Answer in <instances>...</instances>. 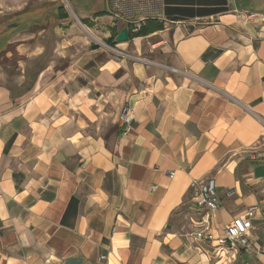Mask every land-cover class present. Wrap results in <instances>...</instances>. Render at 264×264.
<instances>
[{
  "label": "crops",
  "instance_id": "crops-1",
  "mask_svg": "<svg viewBox=\"0 0 264 264\" xmlns=\"http://www.w3.org/2000/svg\"><path fill=\"white\" fill-rule=\"evenodd\" d=\"M68 1L55 20L60 0H0L19 25L14 76L0 67V264H264V0ZM147 20L162 30L133 37ZM207 178L215 212L189 199ZM251 206L252 247L218 253Z\"/></svg>",
  "mask_w": 264,
  "mask_h": 264
},
{
  "label": "built area",
  "instance_id": "built-area-1",
  "mask_svg": "<svg viewBox=\"0 0 264 264\" xmlns=\"http://www.w3.org/2000/svg\"><path fill=\"white\" fill-rule=\"evenodd\" d=\"M253 16L254 14H249L247 15V19H251L253 18ZM92 40L95 44L99 45L105 52L111 54L115 58H129L131 60L140 61L144 64H150L149 61L140 57H131L130 55H127L124 52L107 45L96 37H93ZM167 70L170 72H176L174 69L171 68ZM133 119V111L127 105H124L118 117L119 126L121 129H123V132H127L129 130ZM188 192L190 202L196 207L203 209L207 212H215L219 209L220 202L214 179L207 178L202 181H193L189 186ZM232 195V191H228L226 193L227 197H231ZM256 211L257 207L251 206L247 209L245 214L233 219L230 223L225 226L222 236L216 240L217 246L220 247L218 253H221L223 250L237 252L238 248L250 249L252 247L250 245L248 236L249 232L252 229V218L255 215ZM195 237H207L208 239H212L209 235L203 232L197 233ZM255 250L259 252L261 249L255 247Z\"/></svg>",
  "mask_w": 264,
  "mask_h": 264
},
{
  "label": "rangeland",
  "instance_id": "rangeland-1",
  "mask_svg": "<svg viewBox=\"0 0 264 264\" xmlns=\"http://www.w3.org/2000/svg\"><path fill=\"white\" fill-rule=\"evenodd\" d=\"M61 4L63 5V10L66 13V15L68 17H74L73 16V9L71 8V4L68 3V0H60ZM34 1H31L29 3H32ZM12 13H9V10L6 8H3L0 10V50L5 46V40L6 37L11 35V33H15L18 29L17 25H15V27L10 28V29H6V27H4V25L6 23H8L10 21V15ZM92 39H93V35L87 33ZM23 37L25 35H22ZM34 37H37V35H35ZM15 39V38H14ZM36 38H34V40L32 42H35ZM5 52H1L0 53V67L3 68L10 76H14L15 72L14 70L17 68V61L18 59V54L16 51H14V45H10V46H5L4 48ZM9 52L12 54L11 56L8 57V59H6L4 56L5 54H9ZM16 53V54H15ZM49 53V52H48ZM49 54H47L46 57L44 58H38V60H35L36 58H30L29 60L27 59V61L24 63V67H25V72H29L31 74L35 73L36 70L42 66V64L45 63V61L47 60V58H49ZM37 61L39 63H37ZM6 67H8V69H5ZM13 81L10 79V82Z\"/></svg>",
  "mask_w": 264,
  "mask_h": 264
},
{
  "label": "trees",
  "instance_id": "trees-1",
  "mask_svg": "<svg viewBox=\"0 0 264 264\" xmlns=\"http://www.w3.org/2000/svg\"><path fill=\"white\" fill-rule=\"evenodd\" d=\"M69 3L71 4V6H73L72 1H69ZM52 6H54L55 10H56V14L53 15L55 17V20H67L68 19V16L64 12L63 5L61 3L52 4ZM96 14L100 15V14H104V12L101 11V12H97ZM50 16H51V14L49 15V17ZM18 26L19 25H17V27ZM159 30H162V25L160 23H158L157 21L147 20L143 24L140 25L138 30L135 33H133L132 36L133 37H142V36H146L152 32L159 31ZM112 41H113V38L108 40L106 44L109 46H112ZM93 48H95V47H93ZM28 85H29V83L26 82L25 86H28Z\"/></svg>",
  "mask_w": 264,
  "mask_h": 264
},
{
  "label": "water",
  "instance_id": "water-1",
  "mask_svg": "<svg viewBox=\"0 0 264 264\" xmlns=\"http://www.w3.org/2000/svg\"><path fill=\"white\" fill-rule=\"evenodd\" d=\"M15 27V24H11L9 25L7 28L10 29V28H13ZM115 41L117 43H124V42H127L128 41V31L126 28H123L119 33L118 35L116 36L115 38Z\"/></svg>",
  "mask_w": 264,
  "mask_h": 264
}]
</instances>
